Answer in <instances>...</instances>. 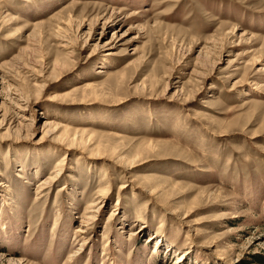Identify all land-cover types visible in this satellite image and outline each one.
I'll list each match as a JSON object with an SVG mask.
<instances>
[{
    "label": "rangeland",
    "instance_id": "374dc122",
    "mask_svg": "<svg viewBox=\"0 0 264 264\" xmlns=\"http://www.w3.org/2000/svg\"><path fill=\"white\" fill-rule=\"evenodd\" d=\"M0 264H264V0H0Z\"/></svg>",
    "mask_w": 264,
    "mask_h": 264
},
{
    "label": "bare ground",
    "instance_id": "6f19581e",
    "mask_svg": "<svg viewBox=\"0 0 264 264\" xmlns=\"http://www.w3.org/2000/svg\"><path fill=\"white\" fill-rule=\"evenodd\" d=\"M69 147H70V145H69ZM97 150V149H96ZM96 152V151H95ZM94 153V152H93ZM96 156V155H95ZM129 160V159H128ZM125 165V164H124ZM53 180V177L50 179V181H52ZM100 198V197H99Z\"/></svg>",
    "mask_w": 264,
    "mask_h": 264
}]
</instances>
